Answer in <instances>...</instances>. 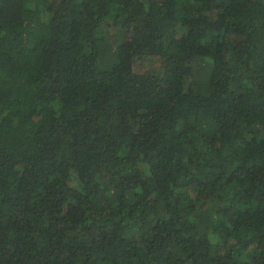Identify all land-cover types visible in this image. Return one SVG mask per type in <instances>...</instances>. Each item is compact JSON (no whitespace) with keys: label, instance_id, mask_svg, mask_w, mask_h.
<instances>
[{"label":"trees","instance_id":"trees-1","mask_svg":"<svg viewBox=\"0 0 264 264\" xmlns=\"http://www.w3.org/2000/svg\"><path fill=\"white\" fill-rule=\"evenodd\" d=\"M0 264H264V0H0Z\"/></svg>","mask_w":264,"mask_h":264}]
</instances>
